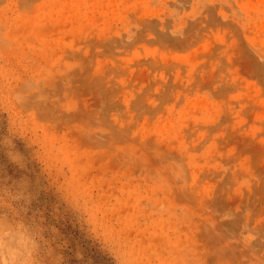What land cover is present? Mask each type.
Returning a JSON list of instances; mask_svg holds the SVG:
<instances>
[{
	"label": "rangeland",
	"instance_id": "374dc122",
	"mask_svg": "<svg viewBox=\"0 0 264 264\" xmlns=\"http://www.w3.org/2000/svg\"><path fill=\"white\" fill-rule=\"evenodd\" d=\"M6 182L55 264H264V0H0Z\"/></svg>",
	"mask_w": 264,
	"mask_h": 264
},
{
	"label": "clouds",
	"instance_id": "9594fccd",
	"mask_svg": "<svg viewBox=\"0 0 264 264\" xmlns=\"http://www.w3.org/2000/svg\"><path fill=\"white\" fill-rule=\"evenodd\" d=\"M32 202L13 183L0 184V264H55L51 229L42 213L30 214Z\"/></svg>",
	"mask_w": 264,
	"mask_h": 264
}]
</instances>
